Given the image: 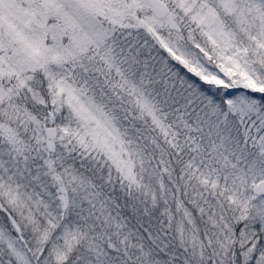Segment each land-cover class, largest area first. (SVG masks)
<instances>
[{"label":"snow or ice","instance_id":"1","mask_svg":"<svg viewBox=\"0 0 264 264\" xmlns=\"http://www.w3.org/2000/svg\"><path fill=\"white\" fill-rule=\"evenodd\" d=\"M0 264H264V0H0Z\"/></svg>","mask_w":264,"mask_h":264}]
</instances>
